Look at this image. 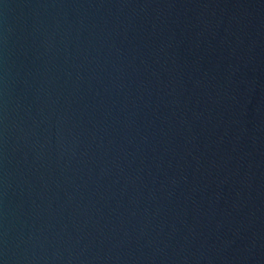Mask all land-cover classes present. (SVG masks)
<instances>
[{
  "label": "water",
  "instance_id": "95a60500",
  "mask_svg": "<svg viewBox=\"0 0 264 264\" xmlns=\"http://www.w3.org/2000/svg\"><path fill=\"white\" fill-rule=\"evenodd\" d=\"M0 264H264V0H0Z\"/></svg>",
  "mask_w": 264,
  "mask_h": 264
}]
</instances>
